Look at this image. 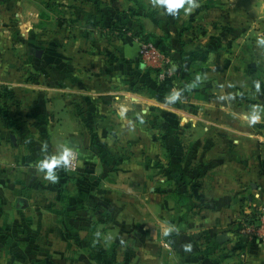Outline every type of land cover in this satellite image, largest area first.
I'll list each match as a JSON object with an SVG mask.
<instances>
[{
  "label": "crops",
  "instance_id": "crops-1",
  "mask_svg": "<svg viewBox=\"0 0 264 264\" xmlns=\"http://www.w3.org/2000/svg\"><path fill=\"white\" fill-rule=\"evenodd\" d=\"M136 1L141 22L124 15L131 29L113 49L91 4L60 20L40 0H0V264H264V242L238 233L264 203V124L215 113L211 135L248 144L203 161L184 138L197 114L156 95L155 75L125 55L152 40L188 78L190 56L212 61L217 41L233 46L254 24L264 33V0H198L175 17ZM61 145L77 172L58 167L52 182L37 161Z\"/></svg>",
  "mask_w": 264,
  "mask_h": 264
},
{
  "label": "rangeland",
  "instance_id": "rangeland-1",
  "mask_svg": "<svg viewBox=\"0 0 264 264\" xmlns=\"http://www.w3.org/2000/svg\"><path fill=\"white\" fill-rule=\"evenodd\" d=\"M40 1L52 11L54 17L60 20L72 8L70 6L74 3L76 6H81L82 3H86V5L91 4V8L94 7L96 11L91 24L105 31L103 36L104 46L113 49L118 46L116 45L118 41L116 39L124 34H128V29H131L129 22L123 20L124 15L130 14L131 18L137 20L139 23L141 22L140 18H135V14L132 17L131 11L133 10L134 12L135 10L131 6L132 0ZM136 2L138 3L137 11H150L146 7V0H138ZM126 4L127 8H124ZM98 17L99 20H97ZM63 20L66 21L65 18ZM235 28L236 31H239L241 26L235 25ZM134 36L132 35L133 39L135 38ZM260 38H264V33L260 34L258 26L254 24V27L252 26L244 38L240 36L234 40L233 46L231 45V41H228V48L225 40L217 41V43L223 44V46L213 50L215 55L211 56L210 60L212 61L205 62L200 57L190 56L187 63L188 67H190L188 69L190 77L186 78L180 76V74H174L169 85L157 82L156 79L154 81V92L156 95L169 97L173 100L176 99V93H179L177 97L180 101L177 104L178 111L197 114L196 117L192 116L188 122L190 124L189 130L197 128L199 131H193L191 135H187L184 138H186L185 143H193V145L197 146V150L193 151V154L199 156L203 161L226 157L227 153L223 151L222 146L227 145L229 142L234 143L235 147L244 143L248 144V140H244L241 135L234 137L233 141L232 137H229L228 141L227 137L216 138L211 135V129L216 127V122L212 120V118H216L215 113H232L236 120L230 118H225L224 120L240 128L243 126V116L249 117L248 121L251 124V128L255 129L259 124H264V44L258 43ZM206 58L209 59V55ZM179 59L181 58L179 57ZM177 60L178 58L176 57L174 60L175 65ZM181 60L183 62V59ZM227 65L228 70L226 69ZM202 68H205V70H202ZM257 82L260 84L259 91L256 90L255 86ZM194 97L203 101L196 100L199 102L195 105L188 104L189 99ZM211 97L216 100L211 102ZM206 98L211 103H207ZM254 114H258L261 117L255 123L252 122ZM205 116L208 117L205 118ZM250 145L252 147L253 145L257 146L255 144ZM70 172L76 174L77 171Z\"/></svg>",
  "mask_w": 264,
  "mask_h": 264
},
{
  "label": "built area",
  "instance_id": "built-area-1",
  "mask_svg": "<svg viewBox=\"0 0 264 264\" xmlns=\"http://www.w3.org/2000/svg\"><path fill=\"white\" fill-rule=\"evenodd\" d=\"M135 41L139 45L138 59L140 63L154 70L155 79L157 82H163L164 85H169L174 77V61L170 54L162 50L152 40L136 38ZM70 171L77 170V155L73 152V157L65 166ZM242 226L238 233H243L248 237H256L264 242V203L255 204L245 210L241 217Z\"/></svg>",
  "mask_w": 264,
  "mask_h": 264
},
{
  "label": "clouds",
  "instance_id": "clouds-1",
  "mask_svg": "<svg viewBox=\"0 0 264 264\" xmlns=\"http://www.w3.org/2000/svg\"><path fill=\"white\" fill-rule=\"evenodd\" d=\"M153 7L160 8L164 13L171 15L173 17L179 15V10L183 9L184 12L191 13L197 7H199L198 0H153ZM258 43L264 44V38H260ZM256 90H260L259 82L256 83ZM179 96V93H176L175 98ZM123 115V113H122ZM260 119L258 114L252 116V122L255 123ZM73 157V148L68 145H61L58 148V151L54 155H45V157L37 161V168L40 172L44 174V178L52 182L57 180L55 169L58 167L66 166L70 159ZM173 227L169 226L165 229L164 235L167 236Z\"/></svg>",
  "mask_w": 264,
  "mask_h": 264
},
{
  "label": "water",
  "instance_id": "water-1",
  "mask_svg": "<svg viewBox=\"0 0 264 264\" xmlns=\"http://www.w3.org/2000/svg\"><path fill=\"white\" fill-rule=\"evenodd\" d=\"M139 54V45L136 41L132 43V45L127 46L125 49V55L131 59H137ZM219 240H223V235H220Z\"/></svg>",
  "mask_w": 264,
  "mask_h": 264
},
{
  "label": "trees",
  "instance_id": "trees-1",
  "mask_svg": "<svg viewBox=\"0 0 264 264\" xmlns=\"http://www.w3.org/2000/svg\"><path fill=\"white\" fill-rule=\"evenodd\" d=\"M151 73H153L154 74V70H152V69H148ZM242 226V224L241 223H239V226H238V230H239V228Z\"/></svg>",
  "mask_w": 264,
  "mask_h": 264
}]
</instances>
